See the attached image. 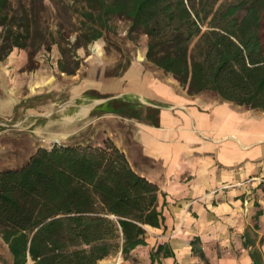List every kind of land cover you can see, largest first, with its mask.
Segmentation results:
<instances>
[{
	"label": "trees",
	"instance_id": "trees-1",
	"mask_svg": "<svg viewBox=\"0 0 264 264\" xmlns=\"http://www.w3.org/2000/svg\"><path fill=\"white\" fill-rule=\"evenodd\" d=\"M36 1L19 0L16 6L15 0H0V61L15 48L27 49L30 59L51 48ZM44 1L39 0L43 6ZM78 1L94 25L77 46L103 37L113 19H124L130 34L147 36V59L190 94L211 91L264 109V0ZM61 70L75 73L63 63ZM159 191L110 137L99 145L41 146L22 166L0 170V239L9 261L0 260L97 264L121 251L132 264H144L132 250L146 244L145 225L163 223ZM163 249L152 251V263Z\"/></svg>",
	"mask_w": 264,
	"mask_h": 264
},
{
	"label": "crops",
	"instance_id": "crops-1",
	"mask_svg": "<svg viewBox=\"0 0 264 264\" xmlns=\"http://www.w3.org/2000/svg\"><path fill=\"white\" fill-rule=\"evenodd\" d=\"M146 52L147 45L117 74L109 75L104 65L86 77L68 74L59 92L49 87L48 101L38 108L52 113L53 136L31 132V155L41 146L76 143L74 126L93 116L111 117L107 136L160 190L164 220L145 225L146 244L132 250L139 263L264 264V109L211 91L190 94ZM14 55L0 64L2 87L9 83ZM21 101L0 93V170L16 168L9 165L7 126L24 116ZM36 117L32 122L44 116ZM159 245L160 261L152 263Z\"/></svg>",
	"mask_w": 264,
	"mask_h": 264
},
{
	"label": "rangeland",
	"instance_id": "rangeland-1",
	"mask_svg": "<svg viewBox=\"0 0 264 264\" xmlns=\"http://www.w3.org/2000/svg\"><path fill=\"white\" fill-rule=\"evenodd\" d=\"M236 2L238 0H219L218 4ZM15 5L19 6V0H15ZM36 6L39 7L40 28L48 33L51 48L40 49L31 59L27 49L15 48L12 52L15 54L14 58L9 62L8 85L2 87L0 80V93H8L22 100L19 106L26 108L25 111H21V113L24 112V116L22 114L23 117L18 121L16 118L8 121L6 143L10 145L9 165L14 167L25 163L32 153L33 141L30 137L29 124L33 119H37V115L43 117L48 114L46 109L38 108L42 102L48 101L49 91L47 90L52 87L54 91L59 92L70 81L67 78L70 73L61 70L62 63L67 68L75 70L73 75L77 78L78 76L86 77L104 65L110 69L108 74L113 75L122 71L147 42V36L144 34H130L128 21L113 19L109 29L104 28L103 37L92 40L85 46H77L78 40L81 39L82 42L87 40L90 34L89 27L94 25V22L85 15V10L88 8L83 1L45 0L43 6L37 0ZM10 56L0 61V64L8 63ZM63 105L62 96L58 97L56 106L61 109ZM58 113L60 114V111L56 114ZM111 125H113L111 117L97 116L79 123L76 127L74 126V130L77 128L74 134L76 143L102 144L108 137L104 127ZM39 142L47 143L44 139ZM4 249V242L0 239L1 258L4 255ZM119 253L120 251L116 252L110 258L118 257ZM122 257L123 264H126L127 259L124 255ZM3 258L9 261L6 257L3 256ZM0 264L5 263L0 260ZM27 264H33V261L29 260Z\"/></svg>",
	"mask_w": 264,
	"mask_h": 264
},
{
	"label": "bare ground",
	"instance_id": "bare-ground-1",
	"mask_svg": "<svg viewBox=\"0 0 264 264\" xmlns=\"http://www.w3.org/2000/svg\"><path fill=\"white\" fill-rule=\"evenodd\" d=\"M99 49V48H98ZM52 83V82H51ZM90 109V108H89ZM25 111V110H24ZM24 113V112H23ZM81 113V111H80ZM52 113L45 114L43 118H41V121H31L29 126L31 127V132L37 134V135H46V136H53V128L55 127V124L52 123L50 120ZM82 114V113H81ZM87 114V113H86ZM64 118H70L69 115H63ZM34 120V119H33ZM27 127V126H26ZM30 134V133H28ZM55 136V135H54ZM63 136V135H62ZM61 137V136H56ZM36 139V138H35ZM55 140V139H54ZM66 141V140H65ZM62 142V141H61ZM72 142V141H71Z\"/></svg>",
	"mask_w": 264,
	"mask_h": 264
},
{
	"label": "built area",
	"instance_id": "built-area-1",
	"mask_svg": "<svg viewBox=\"0 0 264 264\" xmlns=\"http://www.w3.org/2000/svg\"><path fill=\"white\" fill-rule=\"evenodd\" d=\"M97 264H123L122 252L120 251L118 257L102 259Z\"/></svg>",
	"mask_w": 264,
	"mask_h": 264
}]
</instances>
